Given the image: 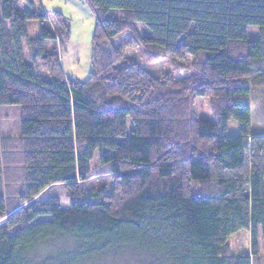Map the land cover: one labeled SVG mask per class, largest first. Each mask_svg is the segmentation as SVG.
I'll return each instance as SVG.
<instances>
[{
	"label": "trees",
	"instance_id": "1",
	"mask_svg": "<svg viewBox=\"0 0 264 264\" xmlns=\"http://www.w3.org/2000/svg\"><path fill=\"white\" fill-rule=\"evenodd\" d=\"M80 1L94 20L84 81L47 49L68 42L69 20L0 0V107L19 109L16 139L0 129V264L262 262L264 131L251 132L250 102L264 90V0ZM127 50L188 76L156 78ZM243 229L251 254L234 256L227 240Z\"/></svg>",
	"mask_w": 264,
	"mask_h": 264
},
{
	"label": "rangeland",
	"instance_id": "2",
	"mask_svg": "<svg viewBox=\"0 0 264 264\" xmlns=\"http://www.w3.org/2000/svg\"><path fill=\"white\" fill-rule=\"evenodd\" d=\"M40 7L43 11L50 14L53 11H60L63 16L69 20V40L63 46L59 47L56 42H48L47 49H55L59 55L60 63L64 74L72 79L84 81L88 78L90 72V45L93 36V16L89 9L78 2V0H40ZM122 17L121 11H110L106 14L108 20H119ZM137 29L142 36H149L150 33L141 25H137ZM193 26L191 27V30ZM28 37L38 38V24L35 21L28 22L27 25ZM247 39L256 40L258 38V28L255 26H249L247 28ZM127 35L123 36L126 38ZM122 39L116 40L115 44H120ZM181 41V38L180 40ZM126 56L137 60L140 65L146 68L150 74L156 78L162 76H169L173 79L181 80L188 76L187 71H178L172 65V62L168 58L160 59L156 62L148 63L143 59L141 52L135 50H127ZM191 57H188L186 64L187 68L191 65ZM254 99L251 100V132L252 134H258L259 131H264V90H256L254 93ZM194 110L198 118L207 120L214 123L213 114L208 101L198 98L194 104ZM18 107H0V129L1 131L7 130V135L16 139L17 134L15 128V120L19 118ZM18 121V120H17ZM240 125L235 121H229L225 134L236 135L239 133ZM13 131V132H12ZM5 133V132H4ZM92 167H97V161L94 160ZM61 201L62 210H67L69 201L64 199L66 196L62 192H58ZM65 196V197H64ZM47 199L41 197L40 203H44ZM255 245L258 251V255H264V246L261 234V228L258 227L254 233ZM227 245L232 255H249L252 250V232L251 230H240L230 235L227 240ZM259 264H264L263 261H259Z\"/></svg>",
	"mask_w": 264,
	"mask_h": 264
},
{
	"label": "crops",
	"instance_id": "3",
	"mask_svg": "<svg viewBox=\"0 0 264 264\" xmlns=\"http://www.w3.org/2000/svg\"><path fill=\"white\" fill-rule=\"evenodd\" d=\"M78 2H81L80 0H78ZM82 4H84L83 2H81ZM85 5V4H84ZM86 6V5H85ZM87 7V6H86ZM88 8V7H87ZM90 11V10H89ZM59 12L60 14H62L59 10L57 11ZM63 15V14H62Z\"/></svg>",
	"mask_w": 264,
	"mask_h": 264
}]
</instances>
